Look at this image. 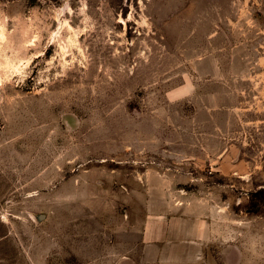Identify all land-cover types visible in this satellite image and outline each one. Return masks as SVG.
Returning <instances> with one entry per match:
<instances>
[{
  "label": "rangeland",
  "instance_id": "obj_1",
  "mask_svg": "<svg viewBox=\"0 0 264 264\" xmlns=\"http://www.w3.org/2000/svg\"><path fill=\"white\" fill-rule=\"evenodd\" d=\"M165 200L264 264V0H0V264H138Z\"/></svg>",
  "mask_w": 264,
  "mask_h": 264
},
{
  "label": "crops",
  "instance_id": "obj_2",
  "mask_svg": "<svg viewBox=\"0 0 264 264\" xmlns=\"http://www.w3.org/2000/svg\"><path fill=\"white\" fill-rule=\"evenodd\" d=\"M213 238L208 219L188 213L184 202H155L145 217L138 264H206Z\"/></svg>",
  "mask_w": 264,
  "mask_h": 264
}]
</instances>
